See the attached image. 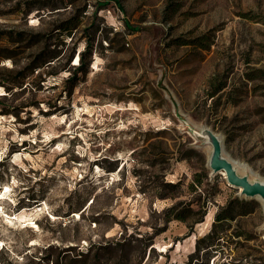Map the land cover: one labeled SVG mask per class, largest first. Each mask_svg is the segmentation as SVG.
Here are the masks:
<instances>
[{
    "label": "rangeland",
    "instance_id": "1",
    "mask_svg": "<svg viewBox=\"0 0 264 264\" xmlns=\"http://www.w3.org/2000/svg\"><path fill=\"white\" fill-rule=\"evenodd\" d=\"M204 128L264 180V0H0V264H264Z\"/></svg>",
    "mask_w": 264,
    "mask_h": 264
},
{
    "label": "water",
    "instance_id": "2",
    "mask_svg": "<svg viewBox=\"0 0 264 264\" xmlns=\"http://www.w3.org/2000/svg\"><path fill=\"white\" fill-rule=\"evenodd\" d=\"M198 138L206 139L212 146L209 159V167L212 173L225 171L229 184L240 189V193L249 198L261 199L264 202V181H252L246 174L238 171L235 163L223 154V141L220 136L211 129L204 128L201 132H195Z\"/></svg>",
    "mask_w": 264,
    "mask_h": 264
},
{
    "label": "trees",
    "instance_id": "3",
    "mask_svg": "<svg viewBox=\"0 0 264 264\" xmlns=\"http://www.w3.org/2000/svg\"><path fill=\"white\" fill-rule=\"evenodd\" d=\"M85 56H86V53L84 52L82 54V57H81V65L78 67V69H84L83 65H85ZM236 202L239 203V200L237 199V200L230 201L225 208H223L221 211L217 212L216 218H215V221H214V228L212 230V234L210 233L209 235H207V238H210L213 235V233H216V231H217L216 228L218 226L217 224H218L219 221H221L223 219H233V218H235L238 215L244 214V211L234 212V206L236 205L235 204ZM190 210H192V209L190 208ZM176 218L183 220L186 217L182 216V215H176ZM202 220H203V218L197 219L196 221L200 222ZM203 241H204V238H199L198 239V241H197L198 248H201V242H203Z\"/></svg>",
    "mask_w": 264,
    "mask_h": 264
},
{
    "label": "bare ground",
    "instance_id": "4",
    "mask_svg": "<svg viewBox=\"0 0 264 264\" xmlns=\"http://www.w3.org/2000/svg\"><path fill=\"white\" fill-rule=\"evenodd\" d=\"M234 163H235V165H236L238 171H240V173H241V172L245 173V170H246V168H247L246 164H244V163H242V162H238V161H234ZM221 173L224 174V176L226 175L225 171H222ZM225 177H226V176H225ZM262 181H264V180H262ZM7 190H8V189H7ZM206 219H207V222H210V221L212 220V214L209 213V214L207 215Z\"/></svg>",
    "mask_w": 264,
    "mask_h": 264
}]
</instances>
